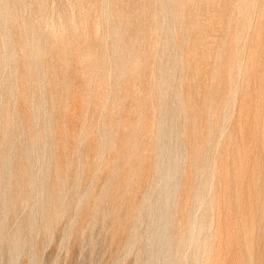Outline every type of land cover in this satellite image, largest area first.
I'll return each mask as SVG.
<instances>
[{
    "label": "rangeland",
    "instance_id": "obj_1",
    "mask_svg": "<svg viewBox=\"0 0 264 264\" xmlns=\"http://www.w3.org/2000/svg\"><path fill=\"white\" fill-rule=\"evenodd\" d=\"M0 264H264V0H0Z\"/></svg>",
    "mask_w": 264,
    "mask_h": 264
},
{
    "label": "bare ground",
    "instance_id": "obj_2",
    "mask_svg": "<svg viewBox=\"0 0 264 264\" xmlns=\"http://www.w3.org/2000/svg\"><path fill=\"white\" fill-rule=\"evenodd\" d=\"M59 18V17H58ZM63 21V20H62ZM59 24V23H58ZM63 25V24H62ZM74 25V24H73Z\"/></svg>",
    "mask_w": 264,
    "mask_h": 264
}]
</instances>
